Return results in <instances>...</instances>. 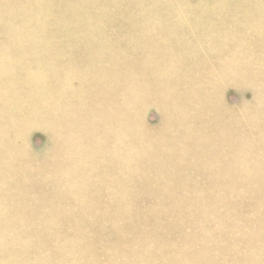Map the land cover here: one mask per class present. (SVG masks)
<instances>
[{
	"label": "rangeland",
	"instance_id": "374dc122",
	"mask_svg": "<svg viewBox=\"0 0 264 264\" xmlns=\"http://www.w3.org/2000/svg\"><path fill=\"white\" fill-rule=\"evenodd\" d=\"M26 1L0 0V61L91 62L98 58L83 54L92 48L80 40L82 28L74 30L81 25L89 24L104 41L120 43L127 39L142 46L140 27L159 22L172 30L170 20L181 18L178 13L184 4L220 1L225 7L229 3L244 5L241 12L236 7L224 10V14L191 11L192 7L182 10L200 15V25L210 19L208 22L214 25L201 31H173L175 36L180 34L173 40L186 35L182 39L185 41L171 46V53L151 66L153 72L148 76L156 75L149 77L152 85L146 89L149 106L134 112L148 120L145 139L149 142L144 144L147 152L137 160L136 170L128 171L134 160L119 156L121 150L135 154L138 148L125 145L124 133L114 137V123L107 126L102 121L106 115L103 106L88 104L92 94V86L91 94L87 91L90 80L80 77L66 81L71 94L83 98L81 108L87 109V114L90 112L91 117L85 116L81 124L82 135L89 137L84 148L91 149L89 142L95 143L99 148L95 160L105 159L99 171L92 174L95 177L91 176L89 167L82 175H89L92 181L105 176L117 181L103 186H110L107 193L97 183L84 186L82 194L102 196L91 212L79 213L75 218H31V214L45 210L62 211L46 209L52 206L76 209L84 202L71 199L74 193L57 200L61 195L60 137L40 125H26L31 123V118L42 116L39 108L31 111L32 117L23 115L26 124L23 123L22 131H14L11 142L0 141L3 170L0 172V264H134L143 253L142 248L154 251L160 246L169 253L212 248L214 252L228 250L225 255H239L238 251L247 246L244 239L250 235V217L264 219V42L251 43L264 38V33L251 31L250 20L244 17L247 13L250 19L257 18L256 10L264 8V1L259 0L255 9L250 5L251 0H93L87 10L44 14L43 29H33V24L42 23L33 15L40 11L26 14ZM67 1L70 5L87 3ZM50 7L60 9L61 0H50ZM90 17L99 18L100 22L89 23ZM218 18L225 22L238 20L241 28L222 31ZM46 28L54 36L48 37ZM200 34L205 36L201 42ZM47 39L55 43L44 42ZM98 50L106 53L105 48ZM62 51L81 52L59 54ZM112 51L121 60L119 70H123V49ZM96 62L103 68L110 64L104 57ZM162 62H174L182 72H172L176 75L170 77L161 75L158 68ZM227 66L242 71L243 76H227L222 71ZM177 74L182 75L177 78ZM201 81H209L206 90L201 89ZM44 115L43 122H53V117ZM223 127L225 134L218 133ZM8 136L0 120V137ZM122 136L123 140L119 139ZM117 138L120 143L116 142ZM112 139L114 144L110 143ZM67 148L75 151L71 141ZM74 151L68 155L75 154ZM113 155L119 158L115 163L107 158ZM175 163L181 164V168H170ZM109 164L114 167L109 169ZM20 169L28 176V182L22 186L16 184L15 176ZM50 169L58 173V182L50 175ZM203 190L206 192L202 193ZM37 197L42 199L36 200ZM195 197L200 199L194 201ZM113 212L116 216L111 217ZM4 221L10 223L6 225ZM117 228L119 235L115 232ZM4 237L16 239L11 254L3 251Z\"/></svg>",
	"mask_w": 264,
	"mask_h": 264
},
{
	"label": "bare ground",
	"instance_id": "6f19581e",
	"mask_svg": "<svg viewBox=\"0 0 264 264\" xmlns=\"http://www.w3.org/2000/svg\"><path fill=\"white\" fill-rule=\"evenodd\" d=\"M79 1L81 2L82 0ZM86 1L87 3L81 5H70L68 4L67 0H61V8L56 9L54 7H50V0H27L24 3V10L26 11V14L30 15H32L31 12L35 11L36 9L39 10L40 14L33 15H37L41 19L42 23L37 22L32 26L33 29L35 27L43 29V24L45 22L44 14L53 15V13L56 12L59 14V11L61 10L66 13L68 11L87 10L88 4L92 5L93 0ZM258 1L259 0L252 2L251 0L250 5H253V7L257 9ZM184 5L185 7L183 6L181 10L179 9L178 13L181 18H177V16L170 20L173 22L172 30H168L166 24L159 22H154L156 25L151 27H149L147 24L142 25L139 30L140 39H142L140 41H143L142 46H138L137 42L130 43L127 39L122 40L120 43H116L110 39L104 41L99 36L94 34L92 31L93 29L90 28L89 24L76 27L74 30L77 31L82 28V37L80 40H82L85 45H88L92 48L91 52H83V54H87L89 56L94 55L98 59L102 57L106 58L108 61H110V64L106 68H103L99 62L94 63L98 59L92 60L91 62H79V64L71 63V60L69 59H63L64 61L59 62L42 60L38 61L37 59H31L30 61L4 59L0 61V111L2 112L0 115V120L5 132L10 134L8 137H0V141L11 142L10 140H13L15 136L14 131L18 132L19 130L22 131L23 129V121L25 120L23 115L32 117L31 111L37 110L39 108L40 114H42V116L40 115L41 117H34V119L31 118V123L24 124L27 126L40 125L44 127L49 133H54L56 136L60 137V143L63 145L59 174L61 181V195L60 198L57 197V200L61 201L67 198V194L69 195L74 193L76 195L74 197H70L71 199L81 200L84 202L83 205L76 207V209L69 206H66V209H63V206H52L46 209H59L62 211L53 213L51 210H45L43 213L39 212L31 214V218L68 216L75 218L79 213L87 211L91 212L93 207H97L98 204H96V202H98L102 196L90 197V195L82 194L86 189L84 186L97 183L98 185L102 186L103 192L107 193L106 190L110 186L106 188L103 186L105 184V186H107L108 182H111V184L117 182L111 176H105L97 179L96 181H92L90 180L89 175H82L85 168L89 167L91 176H93L92 174H95L97 171H99L105 159H101L100 162L95 160V155L99 153V151H97L99 148L95 143L89 142V144L93 146L91 149L84 148L85 143L89 141V137L87 136L86 138L82 135L81 124L83 123L82 120L85 116L88 115V118L91 117L89 115L90 112L87 114L86 111L88 110L81 108L80 102L83 101V98L81 99L80 97L75 96L74 93L71 94V88L70 86H66V81L80 77L85 79L88 78L90 80L91 85L89 84L87 91L91 94L90 88L92 86V94L88 100V104L94 106L98 105L97 107L103 106L106 115L103 116L102 121L105 122L107 126L110 123H114L112 128L114 129V137H118L121 133H124V136H126L124 139L125 145L128 147L134 145L138 148V153L135 154L129 152L127 149L125 152L124 150H121L119 156V158L129 157L131 160H134V164H129L128 171L136 170L135 164L137 160L143 158V156L146 154L145 152H147L144 144H149V142L145 139L148 120L146 118H142L141 116L137 117L134 112L137 108L142 111V109L149 106L146 89L149 85H152L149 77L156 75L154 74L148 76L149 73L153 72L150 69L151 66L154 64V62H159L161 58L168 56L171 53V46L185 41L182 39L186 37V35L173 40V38L180 36V34L175 36L176 33H173V31L188 30V32H194L197 30L201 31L212 28L214 23L208 22L211 19L200 25L198 23L201 19L199 17L200 15H195V13L191 11L211 10L223 13L226 9L233 10V8L238 7V10L241 12L243 11L244 4L240 3L239 5H234L229 3L225 7L224 4L219 1L213 3L199 2L195 3L194 5ZM190 7L193 8L190 12L182 11ZM256 11L259 12L257 13V18L250 19L247 13L244 14V17L246 20L249 19L251 21H249L251 31L264 33V8ZM60 15L62 16V14ZM69 15L74 17L73 14ZM89 20V23L93 21V24H98L100 22L99 18L95 19L94 17H90ZM237 21L225 22L224 20L218 18V22L222 28L219 25L218 26L222 29V31H226V29H240L241 27L238 25ZM32 26H30V28ZM45 30L48 34V37H52V35L54 36L53 31L48 28ZM150 30H152V32H150ZM200 38L201 42L204 40L205 36L203 37L202 34H200ZM44 42L52 44L55 43L49 39L45 40ZM263 42L264 38L260 37L251 43H257L256 45H260ZM100 48H105L106 53L99 51L98 49ZM116 48L123 49V70H119L121 60L118 59L119 57L117 54L112 51ZM79 52L81 51H62L59 52V54L70 55L79 54ZM165 63L162 62V64L159 65L158 69L161 75L170 77V75H176L173 73L182 72V70L177 69L178 65L176 63ZM222 71L223 73L225 72L227 76L234 74L237 75V77L243 76L242 71L236 72L231 66L223 67ZM182 74H177L176 77H181ZM120 80L122 81V87H119ZM208 82L209 81H201V89L206 90L208 88ZM87 107L91 109V106ZM44 114H48L50 117H53L54 120L52 123H54V126L50 125L52 124L51 122L49 124L47 122H43L42 117ZM224 129L226 128L223 127L222 131L219 132L217 130V132L220 134H225ZM90 136L92 137L91 133ZM123 138L124 137L122 136L119 139L123 140ZM119 139L117 138V143L121 142ZM70 141L74 145L75 151L71 150V148H67ZM105 141H108V138H105ZM100 143L103 144V138H101ZM110 143L114 144L113 139L110 141ZM72 151H74L75 154L73 153L72 155H68V152ZM241 152L245 153L244 151ZM107 158H110V161H113V163H115L116 160H119L116 155L108 156ZM173 165L174 166L170 168H181L182 166L179 163H175ZM113 167V164H109V169ZM125 168L126 166L123 168V171ZM92 169L94 173H92ZM50 170L52 171L50 175L55 178V182H58V180H56L58 179V173H56L55 170ZM0 172L3 173L1 168ZM4 174L7 175L6 170H4ZM68 174L69 176L67 177ZM15 176L18 177V180L16 181V184L18 185L22 186L26 181L28 182V176H24L21 169L15 174ZM226 176L230 177L231 175ZM123 183L126 184L128 182ZM31 185L32 183L29 182L28 186L30 187ZM94 191L95 190L93 189L92 193ZM201 192L203 193L206 191L203 190ZM40 199H42V197L36 198V200ZM116 199L121 200L123 198ZM199 199L200 197H195L193 200L198 201ZM91 216L94 215L91 214ZM110 216H116L115 212H113ZM9 223L10 222L4 221L3 224L8 225ZM115 232L116 235L120 234L118 228L115 229ZM256 239H259L261 242L256 243L254 241ZM244 240L247 241L245 243L247 246L245 249L238 251L239 255H225V253H228V250L214 252L212 248L202 250L189 249L187 251L172 253L162 251V246H160L158 249L156 247L154 251H152L150 248H142L143 253L138 255V258L134 260V264H264V219L262 216L250 217V235L248 236V239ZM14 241H16L15 238L4 237L2 245L5 254H11L10 252L13 251L15 246ZM258 252L261 253V255L257 256L256 254H258Z\"/></svg>",
	"mask_w": 264,
	"mask_h": 264
}]
</instances>
